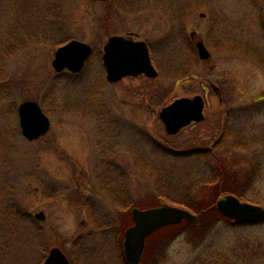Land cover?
Instances as JSON below:
<instances>
[{"label": "rangeland", "instance_id": "obj_1", "mask_svg": "<svg viewBox=\"0 0 264 264\" xmlns=\"http://www.w3.org/2000/svg\"><path fill=\"white\" fill-rule=\"evenodd\" d=\"M37 1L0 0V51L10 53L0 59L8 89L0 95V264H44L57 247L72 264H125L115 236L102 243L93 231L86 204L101 220L119 223L133 208L171 205L178 195L155 200L152 181L134 167L133 150L155 164L161 184L196 187L193 207L220 198L203 183L221 165L228 187L264 208V0H58L63 4L50 16ZM112 35L147 41L159 77L104 84L103 48ZM68 39L95 49L78 75H59L53 67L56 49ZM197 40L210 44L212 58L196 53L192 64ZM179 67L187 74L177 79ZM51 88L54 96L46 97ZM197 95L207 102L205 121L168 135L160 111ZM25 101L45 103L51 120L49 132L34 142L20 126ZM110 165L116 174L107 173ZM97 176L111 182L109 190L127 191L136 205H112ZM208 221L213 216L202 224ZM188 230L163 250L158 235L152 237L149 253L157 257L143 263L195 264L211 252L232 259L241 244L264 239V225L220 220L195 238L201 244L193 251Z\"/></svg>", "mask_w": 264, "mask_h": 264}, {"label": "water", "instance_id": "obj_2", "mask_svg": "<svg viewBox=\"0 0 264 264\" xmlns=\"http://www.w3.org/2000/svg\"><path fill=\"white\" fill-rule=\"evenodd\" d=\"M106 2L109 0H93ZM202 60L211 57L203 42L197 44ZM93 54V47L87 43L72 40L57 49L53 67L62 73L68 69L72 73L81 72ZM103 62L107 79L118 83L126 77L156 78L159 73L153 65L150 49L144 41H134L122 36H111L104 46ZM205 101L200 95L193 98H181L163 108L159 114L168 135L175 136L192 123L205 120ZM20 126L24 137L33 142L46 135L51 126L50 118L44 113L38 102L26 101L18 108ZM215 208L235 224L264 221V208L241 200L233 194L219 198ZM134 224L124 233L123 253L127 264H142L147 239L159 229L187 221L197 223L199 215L190 210L161 203L160 206L142 210L132 209ZM44 264H70L68 257L60 248H53Z\"/></svg>", "mask_w": 264, "mask_h": 264}, {"label": "trees", "instance_id": "obj_3", "mask_svg": "<svg viewBox=\"0 0 264 264\" xmlns=\"http://www.w3.org/2000/svg\"><path fill=\"white\" fill-rule=\"evenodd\" d=\"M37 1V0H35ZM39 4H38V3ZM35 4L37 6H43V8H41V10H46L45 15H52L53 13L56 12V10H60V6L63 4L58 0H38ZM38 8V7H36ZM48 13V14H46ZM50 13V14H49ZM44 14V13H43ZM69 40V39H68ZM68 40H66L65 42H67ZM64 44V43H63ZM60 46V45H59ZM209 48L210 44L208 43ZM10 53H8V51L4 50V52L0 51V59H2L3 57L9 55ZM196 51L193 53L192 58L191 59V63L194 64L193 60L194 58H196ZM91 61V60H90ZM90 63V62H89ZM186 67H179L176 72H174V76L178 79L180 77H185V75L187 74ZM103 71L105 72L104 68ZM6 78L7 75L4 72V70H0V95L2 94L1 88L2 89H6L4 93V95H8V89L6 87H3L2 85L6 82ZM60 79V77L57 78ZM107 85V81H105V83ZM53 90V91H52ZM55 90L54 88H51L47 94L46 97H50L52 98L55 94ZM57 99V97H56ZM43 108L45 109V111H47V108H45V103H43ZM49 112V111H48ZM225 133L228 136V133L230 134V132H228V129L225 128ZM231 136V134L229 135V137ZM230 139V138H229ZM134 152V153H133ZM133 163H134V167L136 168L137 171H139L140 173L146 175L151 181H152V186L154 188L155 191V200L160 201L162 200H170L169 199V193H171L172 191H175L178 193V195L176 194V198L171 199L170 201H172L174 205H180V206H185L187 208H190L192 211H194L197 214H202L200 217V221L199 224H202L203 222L206 221V219H211V216H213L214 221H208L209 225H214L216 222H219L220 220H225V218L216 210L214 209L213 206V201L207 205H203V206H199V207H193L191 204H189V200H191L192 198V194H193V190H196V187H191L189 190L188 188L182 189L181 188H169L168 186H166L165 184H161V179H160V173L158 171V169L156 168L155 164L153 165L152 162H150L148 159H146L145 157L143 158V156H139L138 153L136 154V152L133 150ZM114 151L112 153V155H114ZM223 162V160L219 159V162ZM112 165H110L109 171L107 172L108 174H116L118 167H111ZM223 167L220 165V167L218 168V172L217 170L215 172L212 173L211 176L208 177V179H205V182L203 183V185L206 184H212L213 188L216 187V191H214L213 196L217 197L223 193L231 192V193H235V191L233 189H230L228 187V183H229V177L227 172H225L226 170L222 169ZM106 178V177H104ZM108 178V177H107ZM106 178V179H107ZM96 181L98 183L99 189L101 191V193L105 194L108 197V200L111 202V204L115 205L118 209L123 210L124 208H129L132 205H136L134 201H132V199L130 197H128V192L125 191L122 194L116 193L112 190L108 189V186L110 185L111 182H109L108 180V184L106 185L105 180L103 178H100V176L96 177ZM192 189V191H191ZM198 189V188H197ZM178 190V191H177ZM184 190H188V192H184ZM174 192V193H175ZM115 193V194H114ZM184 195L183 198H179L180 195ZM238 194V193H235ZM181 197V196H180ZM193 200V199H192ZM206 204V203H204ZM209 206V207H208ZM86 209L88 211V215H89V222L90 225L93 229V231L97 234V236L101 239L102 243L104 241H106V236L107 234H112L113 236H115L116 238V245H117V250L119 252V258L123 259V255H122V241H123V230L126 228V226L131 224V219L130 216L128 214H126L128 220L122 221L121 222H117V221H113L110 222V220L106 219L105 217L101 220L100 216H99V210L95 209L93 207H91L88 203L86 204ZM124 207V208H123ZM126 213L127 210L125 211ZM130 214V213H129ZM125 216V217H126ZM130 222V223H129ZM189 226V224H187ZM122 226V227H121ZM174 228H181V226L177 225V226H173L172 229ZM172 229H168L167 230H172ZM102 250L99 251L100 255L102 254V251H104V246L101 248ZM98 249H96L95 252H97ZM98 254V253H97ZM99 255V254H98ZM101 264H104L101 263Z\"/></svg>", "mask_w": 264, "mask_h": 264}, {"label": "flooded vegetation", "instance_id": "obj_4", "mask_svg": "<svg viewBox=\"0 0 264 264\" xmlns=\"http://www.w3.org/2000/svg\"><path fill=\"white\" fill-rule=\"evenodd\" d=\"M210 3H208V6L206 7V12L208 9H212L211 6L209 7ZM206 16V14H205ZM198 43V41H196ZM205 43V42H204ZM206 45V43H205ZM208 46V44L206 45ZM259 225H264V222L261 223H255L252 225H247V226H259ZM181 229L176 230L173 232L172 230H166V229H161L158 231V245L161 246L162 250L166 247H168L175 237L180 236L179 233H185L184 231L188 230L190 227V230H188V234L191 237L190 240V245L193 248V251L196 249V245H199L201 243H198L197 240L195 239L197 236L202 235V231H209V229L212 227V225H203V224H198V225H187V223H183L181 225ZM245 226V225H244ZM151 246L148 244L146 252L144 254V260L146 259H151L153 258L152 255L155 254L154 258L157 257V253H151L150 255V249ZM206 252V250H205ZM238 255L234 256L232 259H229L227 255H222V254H217V253H210V254H202L199 255L196 260L194 261L195 264H264V239L261 238H255L252 241L251 245H245L241 244ZM236 257V258H235ZM235 258V259H234Z\"/></svg>", "mask_w": 264, "mask_h": 264}]
</instances>
